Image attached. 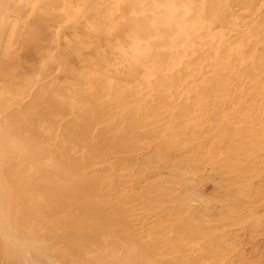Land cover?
Returning <instances> with one entry per match:
<instances>
[{
	"label": "bare ground",
	"instance_id": "bare-ground-1",
	"mask_svg": "<svg viewBox=\"0 0 264 264\" xmlns=\"http://www.w3.org/2000/svg\"><path fill=\"white\" fill-rule=\"evenodd\" d=\"M138 10L107 27L103 53L75 59L92 69L68 68L65 92L47 105L37 88L49 116L57 106L84 140L52 133L42 117L14 129V110L1 117V210L28 220L39 243L76 246L60 264H231L221 232L195 227L190 204L145 191L166 172L177 187L214 173L264 204V0H148ZM209 248L219 260H200Z\"/></svg>",
	"mask_w": 264,
	"mask_h": 264
},
{
	"label": "rangeland",
	"instance_id": "rangeland-1",
	"mask_svg": "<svg viewBox=\"0 0 264 264\" xmlns=\"http://www.w3.org/2000/svg\"><path fill=\"white\" fill-rule=\"evenodd\" d=\"M132 1L0 0V119L14 110L7 122L12 129L15 124H20L22 128H35V121L43 118L48 121V126L52 125V133L64 138L72 134L74 139L84 140L86 133L79 127L73 128L69 122H63L64 114L57 106L49 116V108L44 107L45 102L39 99L37 88L41 86L43 89L47 105L51 95L59 88L65 92L66 70L82 68L75 59L79 56L97 57L99 50L95 47H102L106 42L101 38L109 36L107 27L113 26L117 18L127 20V15L121 13L125 9H132L129 17L137 19L140 14L138 9L148 0H135L133 5ZM106 11L116 18L105 16ZM90 68L82 69L87 71ZM19 106L20 109L15 111ZM31 135L27 137L29 140L33 139ZM39 135L35 134V137ZM19 145L16 149L14 147L16 154L23 148V144L22 147ZM115 145L100 143V147L114 146V149ZM8 153L6 149L2 156L4 162L12 158ZM127 167L140 172L144 169L131 162ZM167 176L168 172L163 173L162 178L157 177L158 182L145 194L168 193L190 204V218L195 227L205 233L221 232L219 240L222 241V249L231 256V264H264V204L259 203L256 197L243 195L218 174H204L181 187L166 182L169 180ZM0 193L1 205V202H6L7 194ZM2 209L0 206V264H60L57 258H64L68 252L77 254L76 246L66 247V251L56 249L55 246H63L53 245L56 237L43 235L41 243L37 242L39 239L28 220L25 222L23 218L22 224L17 226L21 221L18 222L15 217L14 209L8 211L5 205ZM31 222L35 223L34 220ZM215 250L207 249L200 260H219L222 254H215ZM189 261L197 264L198 259Z\"/></svg>",
	"mask_w": 264,
	"mask_h": 264
}]
</instances>
